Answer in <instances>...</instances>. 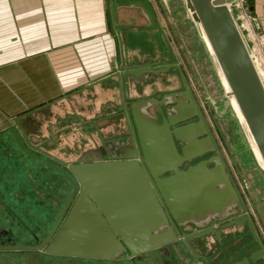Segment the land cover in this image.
<instances>
[{
  "label": "water",
  "instance_id": "95a60500",
  "mask_svg": "<svg viewBox=\"0 0 264 264\" xmlns=\"http://www.w3.org/2000/svg\"><path fill=\"white\" fill-rule=\"evenodd\" d=\"M156 1L169 23L173 19L171 11L180 9L179 20L187 29H174L175 38L192 87L182 78V90L160 101V122L146 109L159 101L132 103L124 112L129 128L127 140L114 158H103L92 150L75 163L63 162L65 169L29 152L57 169L71 191L41 241L0 244V250L115 258L124 249L133 254L136 248L142 252L172 239L165 214L178 224L181 220L197 221L222 214L234 206L240 209L226 161L197 107V97L214 119L227 123L233 139L230 160L264 226V70L242 20L233 10L235 0ZM121 6L140 9L148 23L146 28L155 26L157 18L149 0L114 2L116 26ZM177 66L175 60H159L122 69L134 81H140L148 73ZM168 103L172 104L170 108ZM192 117L197 121L187 123ZM19 120L14 119V126L23 132ZM10 131L25 149L12 127ZM199 132L204 139L196 140ZM177 141L186 146L178 147ZM188 148L196 152L189 154ZM204 153L209 155L191 164ZM184 163L189 165L181 169ZM210 163L212 168L207 167ZM239 221L230 219L221 228Z\"/></svg>",
  "mask_w": 264,
  "mask_h": 264
},
{
  "label": "crops",
  "instance_id": "0c3cea01",
  "mask_svg": "<svg viewBox=\"0 0 264 264\" xmlns=\"http://www.w3.org/2000/svg\"><path fill=\"white\" fill-rule=\"evenodd\" d=\"M129 1L0 0V140L9 149L15 150V146L20 149L10 127L22 142V135L30 134L32 143L39 146L34 139L42 134L39 125L60 115L81 117L94 129L95 135L82 141L80 158L85 152L98 148L101 139L117 138L121 145L126 142L129 129L124 112L132 103L148 99L159 101L158 105L150 103L146 109L160 122L158 111L159 107L163 108L160 101L166 95L181 91L184 77L192 87L179 53L172 50L169 56L166 50L169 39L159 30L153 33L152 28H146L148 23L140 9L118 7L116 26L112 4ZM144 47L147 49L143 50ZM159 60H175L178 67L148 73L140 81H134L122 69ZM157 67L161 65L153 68ZM177 97L175 94L174 99ZM171 100L168 98V102ZM171 106L167 104V108ZM24 115H31L35 126L30 125ZM17 117L24 133L14 126ZM196 121L197 118L192 117L187 123ZM204 137L201 132L195 136L196 140ZM176 144L186 146L181 141ZM39 147L54 155L45 147ZM187 151L196 152L193 148ZM207 155L209 153H204L192 161ZM80 158L63 161L75 163ZM187 165L184 163L181 169ZM207 167L212 168V164ZM2 233L8 235L6 231Z\"/></svg>",
  "mask_w": 264,
  "mask_h": 264
},
{
  "label": "rangeland",
  "instance_id": "374dc122",
  "mask_svg": "<svg viewBox=\"0 0 264 264\" xmlns=\"http://www.w3.org/2000/svg\"><path fill=\"white\" fill-rule=\"evenodd\" d=\"M150 3L156 8H154V12L157 18L155 26L151 30L154 31L153 33H157L159 30L165 39H169V47H166L168 54H171L173 50L178 52L181 57L174 29L171 31L167 27L157 1L150 0ZM241 12L264 70V0H245ZM146 49V47L143 48V50ZM170 54L169 56H171ZM180 59L191 83L189 70L182 57ZM24 117L30 125H33L31 115H24ZM39 126L42 134L34 137L35 142L61 160L80 158L82 141H86L92 134L95 135L94 129L90 128L88 122L85 123L81 117L71 115L52 117L51 121L47 119ZM212 130L218 147L224 154L226 164L230 168L232 178L240 186L241 195L249 199L245 189L239 184L240 177L213 121ZM26 136L33 140V136L30 134H26ZM14 139L20 149L15 146V150H11L6 143L0 140V241L4 240L5 242L7 237L5 238V235L2 236L1 233L6 231L8 233L6 236L14 245L35 244L43 238L53 220H56L71 186L59 171L57 172L39 160L30 158L28 155H33L23 149L15 137ZM15 141L14 145H16ZM23 144L30 149L25 141ZM21 151H24V154H21ZM55 198L56 201H53ZM231 215H234V211L227 212L223 219L229 218ZM258 221L264 235V226L259 219ZM55 258L59 257L37 250H0V264H54L56 261H61L55 260ZM61 262L57 264H63Z\"/></svg>",
  "mask_w": 264,
  "mask_h": 264
},
{
  "label": "flooded vegetation",
  "instance_id": "af4514ba",
  "mask_svg": "<svg viewBox=\"0 0 264 264\" xmlns=\"http://www.w3.org/2000/svg\"><path fill=\"white\" fill-rule=\"evenodd\" d=\"M180 14V9L174 8V10L171 11V16L173 17L171 23H169L168 19L163 16L167 27L171 31L172 29H187L186 25H184L182 21L179 20ZM184 80L188 84L185 77ZM195 100L203 119L210 128L213 140L216 141L214 132L212 130V121L215 125V128L217 129L216 131L218 132L222 143L226 147V151L230 156L229 151L230 146H232L233 139L230 135V129L228 128L227 123L225 122V124L218 119H214L210 115L205 103L199 97L195 98ZM22 137L27 143L28 147H30V150L33 151H27L28 153L30 152L33 155L41 157L42 159L46 158L45 160H52V163L54 162V164L58 166L66 167V165L63 164V162L66 163L65 161L48 153L41 147L35 146L32 141L27 138L25 133L24 135H22ZM118 142H120V140L117 141V138L101 139L100 146L94 149V151H97L98 154H100L103 158H114L119 155V148L122 145H118ZM31 145L33 146V148L31 147ZM38 148L40 150H38ZM87 152H85L83 156ZM220 152L222 154V157L224 158V154L222 153V151ZM197 161L198 160H194V162L192 161L191 164H194ZM226 166L230 180L239 196L240 209L238 208V206H234L231 209L227 210L224 214L209 215L208 217L204 218L205 220H181L178 224L174 222L169 215L165 214V217L167 219V226L173 236L172 239L155 247H152L146 251L141 252L140 249L136 248L134 250V253L131 254L127 249H124V251L115 258L54 255L59 257L55 258V260H61L63 264H264V259H262V256H264V235L262 232L261 224L258 221L259 218L254 211L253 203L251 202V200L241 195L240 186L232 178L230 168L227 164ZM168 174L170 173H167L165 175ZM239 184H241L244 189V185L241 179ZM231 211H234V215H231L229 218L223 219L226 213ZM234 218L240 219L237 225L232 224L228 227L221 228L223 224ZM238 228H240V230H238ZM216 231H218V233H216ZM47 233L43 236V238L47 235ZM3 235L5 234L2 233V236ZM6 235L5 238H7L5 242L4 240H2L0 241V243H11L10 238ZM61 261H56L54 264H57Z\"/></svg>",
  "mask_w": 264,
  "mask_h": 264
},
{
  "label": "built area",
  "instance_id": "2783aa9c",
  "mask_svg": "<svg viewBox=\"0 0 264 264\" xmlns=\"http://www.w3.org/2000/svg\"><path fill=\"white\" fill-rule=\"evenodd\" d=\"M245 3V0H235V3L233 4V10L234 12L238 15V17L242 20V23H243V26H244V29H245V32H246V37L251 41L252 43V46L253 48L255 49V53L258 57V60L260 61L261 63V60L258 56V52H257V49L254 47V42L250 36V33H249V30H248V27L245 25L244 23V20H243V16H242V12H241V9L243 11V4ZM262 65V64H261Z\"/></svg>",
  "mask_w": 264,
  "mask_h": 264
},
{
  "label": "bare ground",
  "instance_id": "6f19581e",
  "mask_svg": "<svg viewBox=\"0 0 264 264\" xmlns=\"http://www.w3.org/2000/svg\"><path fill=\"white\" fill-rule=\"evenodd\" d=\"M245 239V238H244Z\"/></svg>",
  "mask_w": 264,
  "mask_h": 264
}]
</instances>
